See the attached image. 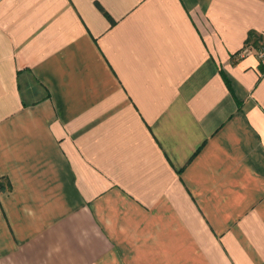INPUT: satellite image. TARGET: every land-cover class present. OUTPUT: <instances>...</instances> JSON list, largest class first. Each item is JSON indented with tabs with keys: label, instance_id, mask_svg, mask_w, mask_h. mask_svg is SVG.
<instances>
[{
	"label": "crops",
	"instance_id": "0c3cea01",
	"mask_svg": "<svg viewBox=\"0 0 264 264\" xmlns=\"http://www.w3.org/2000/svg\"><path fill=\"white\" fill-rule=\"evenodd\" d=\"M251 32L264 0H0V264H264Z\"/></svg>",
	"mask_w": 264,
	"mask_h": 264
},
{
	"label": "trees",
	"instance_id": "16d2710c",
	"mask_svg": "<svg viewBox=\"0 0 264 264\" xmlns=\"http://www.w3.org/2000/svg\"><path fill=\"white\" fill-rule=\"evenodd\" d=\"M255 36L256 34H254V32L250 33L249 38L247 40V46H249L253 49V51L255 50L259 54L260 51L264 50V43L259 39L258 36ZM236 55L238 54L236 53Z\"/></svg>",
	"mask_w": 264,
	"mask_h": 264
},
{
	"label": "built area",
	"instance_id": "2783aa9c",
	"mask_svg": "<svg viewBox=\"0 0 264 264\" xmlns=\"http://www.w3.org/2000/svg\"><path fill=\"white\" fill-rule=\"evenodd\" d=\"M253 52V49L252 48H250L249 46H247V47H245V48H243L241 51H239L237 54V56L239 57V58H244V57H246L247 56V54L249 55L250 53H252ZM259 55L262 57V58H264V50H262V51H260L259 52Z\"/></svg>",
	"mask_w": 264,
	"mask_h": 264
}]
</instances>
